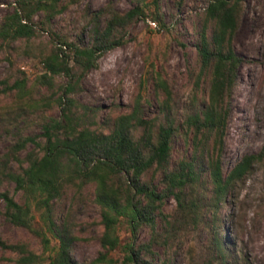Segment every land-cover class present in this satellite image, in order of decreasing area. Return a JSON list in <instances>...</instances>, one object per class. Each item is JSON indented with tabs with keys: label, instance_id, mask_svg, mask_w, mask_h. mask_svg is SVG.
<instances>
[{
	"label": "trees",
	"instance_id": "trees-1",
	"mask_svg": "<svg viewBox=\"0 0 264 264\" xmlns=\"http://www.w3.org/2000/svg\"><path fill=\"white\" fill-rule=\"evenodd\" d=\"M245 1L208 0L196 42V78L209 80L208 99L184 121L175 116L173 92L159 73L154 77L157 112L153 118L145 115L148 101L142 92L135 97L130 112L101 122H89L87 108L73 98L81 91L83 77L98 67L104 55L129 41L130 28L135 23L148 18L145 0H136V5L125 12L108 5L92 14L89 45L56 36L60 46L41 57L45 73L37 84L54 90V79L64 76L67 83L60 88L58 97L33 99L25 80L11 86L0 83L4 84V92H15L17 101L28 98V109L52 108L54 102L62 111L60 118L51 117L42 123L41 136L19 133L0 156V202L4 204L0 207V221L28 230L42 240L46 249L52 239L57 240L55 254L46 264H79L72 256L76 237L66 223H59L55 203L69 189L80 191L89 185L95 186L104 232L99 239L98 257L83 264H175L176 256L169 247L177 237L178 227L164 212L169 198L177 202V220L183 217L191 220L193 227L198 223L209 231L211 257L203 264H229L235 257L221 231L220 207L256 166L264 164L263 144L258 153L244 156L229 172L223 168L229 99L242 62L234 49V37ZM78 2L17 0L0 23V51L35 38L39 29L51 26ZM40 15L43 20L37 24ZM148 81L142 79L140 88L144 89ZM56 93L53 91V95ZM179 138L192 152L175 161L174 144ZM157 177L160 180L156 183ZM8 185H14L20 193L19 201L5 189ZM124 220L132 233L131 241L125 244L118 233ZM159 224L162 233L158 231ZM144 227L150 229L151 237L141 243L139 233ZM155 245L162 246L163 252L154 250ZM0 251L16 256L0 257V264H45L30 244L4 239L1 226ZM115 252L120 253V258L113 256Z\"/></svg>",
	"mask_w": 264,
	"mask_h": 264
},
{
	"label": "rangeland",
	"instance_id": "rangeland-1",
	"mask_svg": "<svg viewBox=\"0 0 264 264\" xmlns=\"http://www.w3.org/2000/svg\"><path fill=\"white\" fill-rule=\"evenodd\" d=\"M16 1L0 0V23L12 12ZM145 1L148 18L130 28L126 44L101 58L98 67L83 77L81 91L73 96L80 106L87 108L89 122H101L110 116L130 112L140 92L148 101L144 106L145 115L155 117L154 77L157 73L169 83L175 116L179 121L194 114L208 99L209 80L198 81L196 78L199 70L196 42L208 0H184L182 3L180 0ZM108 5L125 12L136 5V0H79L51 26L46 29L39 26L41 29L35 38L19 41L0 51V83L11 86L25 80L33 99L58 97L67 79L56 77L54 90L38 85V78L45 73L41 57L60 46L56 36L89 45L92 41L91 15ZM42 20L43 15H40L36 23ZM234 49L242 62L229 99L230 115L223 149L225 172L244 156L258 153L264 144V0L245 1L234 37ZM142 79H149L144 89L140 88ZM3 89L4 84H1L0 156L8 151L19 133L41 136L42 123L62 115L60 106L54 102L52 108L35 111L26 106L28 98L19 102L15 92H4ZM53 91H57L56 95ZM191 150L184 139L179 138L174 144L173 158L179 160L183 155H190ZM159 180L157 177L156 183ZM6 188L20 200V193L15 191L14 185ZM3 206L0 202V207ZM164 212L178 227L177 237L169 247L176 256L175 264H203L208 260L211 257L209 231L198 223L193 227L192 221L183 217L177 220L180 215L173 198L165 202ZM55 214L59 223H66L76 237L73 258L79 264L95 260L101 251L99 239L104 232L101 208L95 202V186L89 185L80 191L69 189L55 203ZM219 219L223 237L235 254L229 264H264V164L256 166L252 174L230 193L220 207ZM0 226L4 239L30 244L43 263H48L54 256L57 240L52 239L50 248L46 249L42 240L28 230L3 219ZM158 231L164 232L160 224ZM118 233L124 244L131 241L132 233L126 220L118 226ZM150 237L149 228L141 229V243ZM153 248L163 252L160 245ZM3 256L16 258L0 251V257ZM113 256L118 259L121 255L115 252Z\"/></svg>",
	"mask_w": 264,
	"mask_h": 264
}]
</instances>
